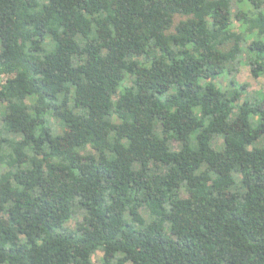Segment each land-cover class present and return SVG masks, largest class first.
<instances>
[{
  "label": "trees",
  "instance_id": "trees-1",
  "mask_svg": "<svg viewBox=\"0 0 264 264\" xmlns=\"http://www.w3.org/2000/svg\"><path fill=\"white\" fill-rule=\"evenodd\" d=\"M243 56L264 0H0V264H264Z\"/></svg>",
  "mask_w": 264,
  "mask_h": 264
},
{
  "label": "rangeland",
  "instance_id": "rangeland-1",
  "mask_svg": "<svg viewBox=\"0 0 264 264\" xmlns=\"http://www.w3.org/2000/svg\"><path fill=\"white\" fill-rule=\"evenodd\" d=\"M233 34L237 38V35H239V21L235 20L233 24ZM235 78L240 83L246 84V90L242 94V99L249 98L251 100H258L261 103L264 104V76L255 77L251 73L250 65L248 64L246 56H243L238 71L235 75ZM218 81L222 85H228V81L226 77L218 78ZM177 143H174L176 145ZM71 224H74V221H72ZM102 257L103 252L98 251L93 259L92 264H102Z\"/></svg>",
  "mask_w": 264,
  "mask_h": 264
}]
</instances>
